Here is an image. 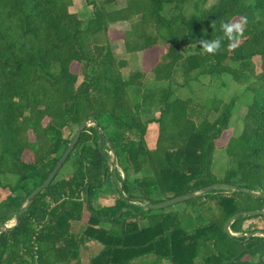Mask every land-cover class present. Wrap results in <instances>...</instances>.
I'll list each match as a JSON object with an SVG mask.
<instances>
[{"label":"trees","instance_id":"16d2710c","mask_svg":"<svg viewBox=\"0 0 264 264\" xmlns=\"http://www.w3.org/2000/svg\"><path fill=\"white\" fill-rule=\"evenodd\" d=\"M190 1L100 0L83 19L71 11L74 0H0V226L17 217L55 169L76 136L66 137V130L91 118L98 123L82 132L61 168L72 163V173L60 178L59 171L20 226L0 234V264H84L80 248L87 241L103 246L88 264H264V215L240 217L231 225L234 237L224 231L236 214L264 210V0H215L187 19ZM241 17L247 24L237 47L225 41L218 54L203 53L200 39L221 36L220 21ZM125 24V54L164 50L151 70L129 78L123 75L128 61L115 55L120 43L112 39ZM74 63L82 67L80 84ZM178 72L182 86L196 82L226 92L233 81L252 95L242 133L226 148L233 161L226 179L261 196L225 189L204 194L222 214L193 232L182 229L177 214L143 205L215 185L216 141L230 128L238 99L214 96L194 104L177 97ZM129 88L140 96L135 105ZM155 100L159 117L143 121L141 113ZM154 129L149 149L146 137ZM109 151L125 180L119 168L111 169ZM104 189L118 198L96 208ZM86 210L87 227L76 235L72 224ZM247 222L256 227L246 230ZM253 232L259 235L249 237Z\"/></svg>","mask_w":264,"mask_h":264},{"label":"rangeland","instance_id":"374dc122","mask_svg":"<svg viewBox=\"0 0 264 264\" xmlns=\"http://www.w3.org/2000/svg\"><path fill=\"white\" fill-rule=\"evenodd\" d=\"M100 0H74L73 6L71 8L72 12H76L79 14V16L83 19H89L92 17V14L94 13L95 7L93 3H98ZM215 2V0H210L208 3L204 4L202 0H192L190 1L186 7H185V16L187 19H189L192 15L198 14L201 8L203 6L208 7L212 5ZM125 3L121 2L117 7H124ZM116 7V6H115ZM111 9V7H109ZM170 11V7L166 9V12ZM129 28L128 24L123 25L122 27H117V35H113L112 39L118 40L119 45L117 43L114 44V52L115 55L119 59H126L128 61V67L123 70V75L125 78H129V76L140 70L143 69L145 71L151 70L157 60L158 57L163 53V47L155 48L151 51L146 52L144 55L141 56L142 60H139V57L137 54H125L124 48H123V39H124V32L123 30H126ZM97 40L104 41L105 36H101L97 38ZM71 72L73 74L78 75V84L82 82V67L79 63H74L71 66ZM177 80H178V86L176 88L175 96L180 97L182 99H192L195 103H205L209 97L217 96L219 98H222V100L225 103H229L232 98L236 97L238 100L237 106L235 108V112L232 116L230 128L224 132L222 137L216 141V150L214 152V159L212 164V173L215 176L211 183L215 184H228L231 185L232 180L226 179L227 172L232 167V159L229 156L226 148L234 136H239L242 133L243 130V120L247 113V108L250 105V102L252 100V95L247 92L246 86L238 84L236 82L230 81L227 82L229 85L228 91L224 92L222 91H214L215 87L208 86L205 87L202 84H198L196 82L191 83L189 86H182L184 83V77L182 76L181 72L177 73ZM208 83V82H207ZM130 100L132 101V104L135 105L139 101V94L135 88H129L128 89ZM155 97V96H154ZM153 97V98H154ZM155 104H151L150 107H147L141 114H142V120L147 121L148 119H152L155 117H159V108L157 100L153 101ZM218 114L212 112L209 116V119L211 121H214L217 118ZM200 119H197V121ZM48 120L44 121V124H46ZM199 122V121H198ZM77 127L71 126V129L66 130V137L73 138L77 133ZM157 130V128H156ZM150 130L146 137V145L149 149L155 148V142L157 137V131ZM31 139L34 140L32 134H30ZM109 164L111 166V169L113 166L115 168H119V163L117 161L116 163V155L109 151ZM73 165L72 163H68L65 168L61 171L60 178L68 177L72 171H73ZM122 172V168H119ZM147 174H150L151 171L147 170ZM123 176V173H122ZM139 177H142L139 176ZM7 182V181H5ZM115 185L117 187H121L120 180L117 179ZM235 186V185H233ZM118 198V194L115 191L112 190H101L100 194H98L94 200V207L99 208L102 206H111L115 200ZM143 208L145 210H148L149 207L147 204L143 205ZM164 210V211H163ZM157 213L162 212H168V213H175L179 217V223L183 230L186 232H193L194 230L198 228H202L204 226L209 225L212 221L220 220V216L222 214V211L220 208L215 209L214 212V203H212L210 200H207V198H194L188 201H184L178 204H175L173 206H170L166 209L162 210H154ZM89 218V212L86 210L84 212V216L81 222H75L72 224V232L76 235H83L84 230L87 227V220ZM16 221V217L8 222V225H13ZM142 224L147 225L148 220H145ZM107 227V226H106ZM256 227V224L247 222L244 226V228L251 229ZM236 234V233H234ZM103 246L100 244H96L95 242L87 241L84 243L80 248V258L82 263L88 264L92 260V258L98 254ZM259 258L254 259V261H258Z\"/></svg>","mask_w":264,"mask_h":264},{"label":"water","instance_id":"95a60500","mask_svg":"<svg viewBox=\"0 0 264 264\" xmlns=\"http://www.w3.org/2000/svg\"><path fill=\"white\" fill-rule=\"evenodd\" d=\"M88 127H98L97 121L94 118H91L87 122H85L84 124H82L81 126L78 127L76 136L74 137V139L69 144L67 150L65 151V153L63 154V156L61 157L59 162L57 163L55 169L52 171V173L50 174L48 179L41 186L36 188L31 193V195L28 197L27 204L18 213V215L16 217V221H15V223L13 225L5 224L3 226H0V234L13 231L17 227L20 226L22 216L31 207V205L34 202V199L43 190L48 188L50 186V184L52 183V181L56 178L57 174L59 173V171L61 170L63 165L66 163L67 159L71 155V153L74 150L75 146L79 142L80 137L82 135V132ZM116 160H117V158H116ZM115 164L117 165V161H116ZM122 172H123V179L125 180L126 179V173L124 171H122ZM103 176H104V181H105V179H106L105 172H104ZM217 189H225V190H229V191H240V192H243V193H246V194H250L251 196H253L255 198H259L261 196L259 193H256V192H253L251 190L244 189V188H238L237 186L228 185V184H215V185H211V186L205 187L204 189H202V191L197 192V193H189V194L182 195V196H179V197H176V198H173V199H169V200H166V201H163V202H160V203L150 204L148 210H162V209H166V208H168L170 206H173L175 204H178V203H181V202H184V201H188V200H191V199H194V198H199V197L203 196L204 194H207V193H209V192H211L213 190H217ZM260 215H264V210H260V211H245V212L238 213L235 216H233L225 224L224 231L230 237H234L236 235L231 231V225L235 221H237L242 216H260ZM258 235H259L258 232H253V233L249 234V237H255V236H258ZM261 236L264 237V233H262Z\"/></svg>","mask_w":264,"mask_h":264},{"label":"clouds","instance_id":"9594fccd","mask_svg":"<svg viewBox=\"0 0 264 264\" xmlns=\"http://www.w3.org/2000/svg\"><path fill=\"white\" fill-rule=\"evenodd\" d=\"M247 18H232L220 21L221 36L214 39H200L198 41L203 53L214 56L224 47V42H228L229 48H235L244 38Z\"/></svg>","mask_w":264,"mask_h":264},{"label":"crops","instance_id":"0c3cea01","mask_svg":"<svg viewBox=\"0 0 264 264\" xmlns=\"http://www.w3.org/2000/svg\"><path fill=\"white\" fill-rule=\"evenodd\" d=\"M137 55H138V57H139V60H142L141 55H140V54H137Z\"/></svg>","mask_w":264,"mask_h":264}]
</instances>
